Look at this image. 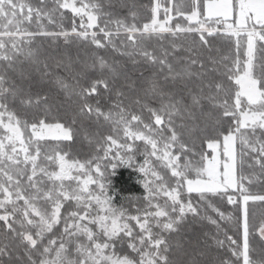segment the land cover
Masks as SVG:
<instances>
[{
    "label": "snow or ice",
    "instance_id": "snow-or-ice-1",
    "mask_svg": "<svg viewBox=\"0 0 264 264\" xmlns=\"http://www.w3.org/2000/svg\"><path fill=\"white\" fill-rule=\"evenodd\" d=\"M46 2L40 0L41 6L33 7L25 0H0V130L4 132L0 136V258L10 259L14 255L19 258L18 252L23 247L29 264H198L181 241L168 238L180 232L188 214L201 215L199 204L191 200L192 194H196L219 217V220L211 216L204 218L217 232H223L237 264L241 261L264 264V260L252 259L249 243L250 205H264V193L252 192L249 185L261 178L256 173L243 172L246 157L251 161L249 168L255 165L264 170V138L257 134L258 130L264 134V0H190L186 9L175 8L171 0L168 7H163L160 0H155L150 20L142 26L117 18L103 27L99 24L101 15L111 13H103L99 3L78 6V0H52L53 7L48 8ZM63 10L80 17L79 27L73 20L70 30L47 31L42 21L55 23L53 17L57 12L63 19ZM173 10L186 23L173 25ZM131 17L135 21L137 14L132 12ZM33 20L38 28L35 32L24 27ZM109 24L115 25L114 31ZM121 31L127 37L123 49L113 40ZM38 36L63 37L66 44L75 36L96 49L112 46L113 51L127 57L133 66L145 63L154 71L149 76L141 72L138 80H131L125 65L115 60L110 63L95 53L91 63L87 57L82 60L80 52L75 55L63 52L49 58L32 46ZM217 37H226L232 44L226 54H221L213 43ZM153 39L157 44L150 50L145 41ZM25 63L30 65V71L23 67ZM77 65L84 70L73 72ZM57 69H65L73 83L56 75ZM96 69L109 75L91 80L87 87L81 85L80 78L86 76V71ZM9 72L16 73L21 82L17 83ZM31 72L48 77L71 104L53 105L47 92H34L40 81H32ZM213 74L226 76L230 85L235 86L234 94L230 86L214 79ZM120 78L139 93L131 102L146 109L153 123H145L140 115L130 114L119 99L124 96L119 88L118 102L114 104L118 111L103 112L89 103L88 97L99 95L101 86L106 92L111 91L110 83L114 86ZM229 95H234L231 104ZM150 100L158 101L159 106L153 107ZM17 102L23 107L43 106L45 113L53 107L57 110L74 107L73 119L67 125L59 118L53 122L40 118L29 123L10 108V104ZM213 109L221 110L219 116L214 118ZM85 115H95L97 119L103 116L113 123L115 135L103 137V142L97 145L103 156L70 160L68 153L57 150L54 155L45 156L55 170L41 166L40 142L49 138L72 141L76 117ZM225 118H231L234 126L217 131L214 136L206 134L207 123L203 128L200 126L202 121L211 120L215 130ZM29 128L31 135L26 142L23 130ZM177 128L186 129V133ZM197 133L202 134L201 143L211 151L200 153L197 163L187 156L181 163L182 154L197 155L194 143L190 147L182 137L187 134L194 140ZM121 139L128 142L121 143ZM137 141L145 145L144 161L138 171L144 176L151 175L152 179L143 183L146 208L143 212L137 208L136 214L131 215L114 206L111 180L106 177L101 162L115 160L105 166L111 170L117 162L132 166L134 156L128 153L135 151ZM152 158L170 171L175 181L173 186L169 187L163 175L155 170ZM24 177L31 194L22 186ZM38 177L46 178L50 186L45 189L44 180ZM184 195L189 198L185 200ZM160 196L166 198L163 205L154 203ZM209 197L225 201L231 210H221ZM39 200L47 201L50 210L38 207ZM67 204L73 207L62 212ZM221 221L238 232L240 240L229 235V227H223ZM132 222L139 229L138 235ZM61 225L60 235L50 239L40 251L39 245L46 235ZM257 231L264 238V220ZM213 239L217 246L225 245V240ZM124 246L135 256L117 251V247ZM33 252L41 257L39 261L33 259ZM220 264L233 262L226 259Z\"/></svg>",
    "mask_w": 264,
    "mask_h": 264
},
{
    "label": "trees",
    "instance_id": "trees-1",
    "mask_svg": "<svg viewBox=\"0 0 264 264\" xmlns=\"http://www.w3.org/2000/svg\"><path fill=\"white\" fill-rule=\"evenodd\" d=\"M88 3H99L102 8L103 13H111V15H101L99 24L100 27H103L107 21L115 20L117 18L123 19L127 24L135 23L137 26H142L143 23L148 22L151 17V8L154 5L155 0H85ZM25 2L30 3L33 7H40V0H25ZM165 7L169 6V0H162ZM190 0H171V4L175 6V8H183L186 9L189 5ZM46 7H53L52 0H47ZM175 13V10H173ZM135 12L137 14V19L133 21L131 17V13ZM64 18L61 19L60 13L57 12L53 17L55 23H49L47 19H44L42 23L44 27L49 32H59L63 29L70 30L73 20L77 27L80 25V17L73 16L70 10H63ZM85 17V22H86ZM176 22L186 23L182 18L176 17L173 21V25ZM24 27L29 31H38L35 20L31 24H24ZM109 27L115 30L114 24H109ZM95 31H99L95 29ZM100 38L103 40V35L100 34ZM170 39V38H169ZM113 40L118 48L123 49V46L127 44L126 34L121 31L118 36H114ZM147 47L151 50L156 44L157 41L155 39L151 41H145ZM213 43L220 48L221 54H226L229 49L232 47V44L229 43L226 37H217L213 40ZM33 47H38L43 56H47L49 58L53 56H58L63 52H71L75 55L77 52L82 53L81 59L84 60L87 57L89 63L92 62V54L95 53L99 56H103L108 62L119 61L121 64L126 66V71L131 80H138L140 78V73L143 72L144 76H149L154 69L148 67L145 63H140L137 66H133L131 61L128 60L127 57L119 55L117 52L113 51L112 46H108L104 49H96L94 46L90 44H86L81 42L75 36H72L69 43H65L63 37L53 38V37H43L38 36L35 38V41L32 45ZM18 59H23V57H18ZM51 62V61H50ZM23 67L26 70L30 71V65L25 63ZM82 69L81 65H77L73 72H80ZM56 75L64 77L69 83H73L71 75L65 69H57L55 70ZM8 75L13 79L17 80V83H20V78L16 73L9 72ZM108 76L107 71L101 73L99 69L86 71V76L84 78H80V84L87 87L91 80L97 79L101 76ZM214 79L222 80L225 85H228L232 88V92L234 94L235 86L230 85L226 76L213 74ZM31 80L32 81H40L39 86L34 88L33 91H41L47 92L49 94L50 100L49 102L53 105L65 103L71 104V101H65L64 93L57 91L56 88L49 82L48 77H41L37 72H31ZM111 91H105L101 86L98 91L99 95H91L88 97L89 103L94 106H99L103 112H116L117 108L114 107V104L118 102V98L116 96L117 88L123 91L124 96L119 99L123 101V106L129 110L130 114L140 115L145 123H153V119L148 113L146 109H144L141 105H137L131 102L132 98H134L139 93L133 91L131 88L127 86L123 78L117 79L115 85H111ZM73 100H76L79 103V99L77 97H73ZM229 103H233L234 95H229L228 97ZM152 103L153 107H158V101H149ZM10 108L16 110L18 115L22 119L28 120L29 123L38 120L40 118H47L49 122H53L55 118H59L61 122L67 124H71L73 119V111L74 107H60L58 110L53 107V110L49 113L44 112L43 106L37 107H23L18 102L14 104H10ZM220 109H213L214 118L219 116ZM130 118V116H129ZM176 123L179 124L180 121L177 118ZM205 123L209 125L207 128V135H216L217 131H227L230 126L233 125V120L231 118L221 119L219 124L214 128L211 126L212 121H202L201 127L203 128ZM74 128V138L72 141H62L58 142L52 139H46L40 142L41 147V155H40V164L42 166L51 167L48 161L45 159L46 155H54L57 150L61 151V153H68V159L75 160L79 159L80 161H85L93 156H103V151L97 150V145L102 143V138L107 135H115L113 133V123L109 120H105L103 116L99 119L92 116H77L76 123L72 125ZM134 127H141L140 125H134ZM25 133L30 135L31 131L29 129H24ZM177 131L185 132L186 129L177 128ZM85 132H87V137L85 136ZM165 135H168L167 128L164 129ZM258 135H261L264 138V134H261L258 130ZM121 137L123 133L119 134ZM251 135V133H249ZM201 133L196 134V138L193 140L187 134L182 138L186 143L191 147L194 143V151L197 155H193L192 153H184L182 154L181 163L184 162V156H187L193 163H197L199 161V154L202 152H210L207 148L206 144L201 143ZM121 143H127L123 139L120 140ZM104 147H107L105 144ZM34 148V147H33ZM145 145L143 142L137 141L135 142V151L133 153H128L129 155L134 156V161L132 166L121 164L117 162V166L111 170L110 167H105L110 163H115V160H103L102 167L105 171L106 177H109L111 180V188L110 192L114 198V203L119 208L123 209H131L133 207V202L135 206L141 207L145 205V197L146 190L143 187L144 183V175L138 171L139 166L144 161L143 151ZM239 150L240 145H237ZM123 152V150L121 151ZM113 155L115 152L113 151ZM152 162L156 164V168L159 173H161L167 181L169 187L174 185V178L171 177L170 171L160 165L155 158H152ZM251 161L246 157L245 164L243 167V172L245 174L256 173L260 176V180L253 182L249 185L250 190L254 193H264V170H261L259 167L253 165V167L249 168L248 164ZM54 169V168H53ZM44 184L42 185L45 189L50 186V183L43 178ZM22 186L27 190L28 194H31L32 189L28 187V182L26 177L22 178ZM183 198L187 200L189 197L184 195ZM212 202L219 206L221 210H231V206L226 205L225 201H221L219 198L209 197ZM191 200L194 204H199L201 215L199 217H195L191 214H188L186 217L185 223L181 226L179 233H174L168 236L170 240H179L184 245V249L190 253L192 257H194L198 264H220L223 260H232L233 264H237L235 258L232 256L231 252L228 248V243L223 232H217V229L214 225H212L208 219L204 218L205 216H211L214 219L219 220V217L216 213L212 211L211 208L208 207L206 202H201L199 197L196 194H192ZM38 207L41 209L50 210V205L45 200L37 201ZM19 205L23 206V201L19 202ZM73 207L72 204H67L62 212H66ZM250 237L249 243L251 247L250 255L253 260H264V239L261 237L259 232L257 231L260 221L264 220V205L260 203L251 204L250 205ZM18 219L20 217H17ZM223 227H229L221 221ZM62 229L61 226H57L52 233L47 234L43 240V243L39 245V250H43V246L47 245L48 241L54 237L60 235ZM137 234H139V229L135 228ZM34 231V230H33ZM154 231H159V229H154ZM229 235H232L233 238L240 240L239 233L229 227ZM213 237L217 239L225 240V245L223 247H219L216 245ZM117 251L121 254L127 253L129 255L135 256L134 253L131 252L126 246L117 247ZM203 252L204 255H199V253ZM33 259L39 261L41 258L36 252L32 253ZM19 258L16 255L11 257H2L0 258V264H29L27 255L24 252V248L18 252ZM138 258V257H137ZM187 259V257H185ZM242 264V261L240 262Z\"/></svg>",
    "mask_w": 264,
    "mask_h": 264
},
{
    "label": "rangeland",
    "instance_id": "rangeland-1",
    "mask_svg": "<svg viewBox=\"0 0 264 264\" xmlns=\"http://www.w3.org/2000/svg\"><path fill=\"white\" fill-rule=\"evenodd\" d=\"M154 3H155V1H154ZM160 3L163 5V7H165L164 6V4H163V2H162V0H160ZM81 4H90V3H88L87 1H85V0H78V6H80ZM172 15H173V17H174V19L176 18V16H175V13H174V11L172 12ZM163 17H164V12H163V9H161V12H160V18L161 19H163ZM86 20H87V18H86ZM174 21V20H173ZM173 23V22H172ZM92 30H95V29H92ZM31 131V130H30ZM23 133H24V139H25V141L26 142H28L29 141V139H30V135H31V133H30V135L28 134H26L25 133V131L23 130ZM4 135V132L2 131V130H0V136H3ZM49 139H51V138H49ZM52 140H54V139H52ZM33 147H34V145H33ZM17 148H19V145H17ZM32 150V148H30V151ZM210 150V149H209ZM113 151L116 153V149L115 148H113ZM122 151V150H121ZM211 151V150H210ZM21 159L23 158V154H21V157H20ZM40 160V159H39ZM38 163L40 164V162L38 161ZM152 164H153V166H154V168H155V170L156 171H158L157 170V168H156V164L154 163V162H152ZM41 165V164H40ZM42 166V165H41ZM21 167H23V165H21ZM43 167H46V166H43ZM49 170H55V169H53V168H51V167H49ZM28 172H29V174H30V165H29V168H28ZM144 175V174H143ZM39 179H43V177H38ZM152 179V177H151V175H149V176H144V181L145 180H151ZM72 186L73 187H75V183L73 182V184H72ZM146 196H147V192H146ZM113 197V196H112ZM165 200H166V198L165 197H163V196H160V197H157L156 198V200L154 201V203H159V204H161V205H163L164 203H165ZM113 203H114V198H113ZM114 206H116L115 205V203H114ZM146 206H147V200L145 201V205L143 206H141V207H139V206H135V204H134V202H133V207L131 208V209H124L127 213H129V214H131V215H135L136 214V209L137 208H139L140 210H141V212H143V210L146 208ZM116 207H118L119 208V206H116ZM152 211H155V209L153 208V209H151ZM132 225H133V228H134V230H135V228H137L136 226H135V222H132ZM135 232L137 233V231L135 230ZM260 234V233H259ZM138 235V234H137ZM81 239H83V238H81ZM264 239V238H263Z\"/></svg>",
    "mask_w": 264,
    "mask_h": 264
}]
</instances>
